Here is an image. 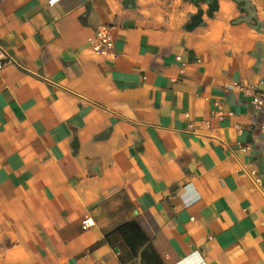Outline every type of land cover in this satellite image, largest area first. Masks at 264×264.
I'll return each instance as SVG.
<instances>
[{
	"label": "crops",
	"instance_id": "1",
	"mask_svg": "<svg viewBox=\"0 0 264 264\" xmlns=\"http://www.w3.org/2000/svg\"><path fill=\"white\" fill-rule=\"evenodd\" d=\"M218 1L0 0V264H264V0Z\"/></svg>",
	"mask_w": 264,
	"mask_h": 264
},
{
	"label": "built area",
	"instance_id": "2",
	"mask_svg": "<svg viewBox=\"0 0 264 264\" xmlns=\"http://www.w3.org/2000/svg\"><path fill=\"white\" fill-rule=\"evenodd\" d=\"M90 47L95 54L108 55L113 48V39L111 36V29L108 26H103L96 32L95 36L90 39ZM0 56L7 58L4 49L0 47ZM2 62L0 61V68ZM235 87L242 89L249 97L251 106L262 115L264 119V89L254 88L244 83L234 84ZM260 129L264 132V120H261ZM255 182L260 184V180L255 172H251Z\"/></svg>",
	"mask_w": 264,
	"mask_h": 264
},
{
	"label": "trees",
	"instance_id": "3",
	"mask_svg": "<svg viewBox=\"0 0 264 264\" xmlns=\"http://www.w3.org/2000/svg\"><path fill=\"white\" fill-rule=\"evenodd\" d=\"M218 2V0H209V16H213L214 12L217 10Z\"/></svg>",
	"mask_w": 264,
	"mask_h": 264
}]
</instances>
